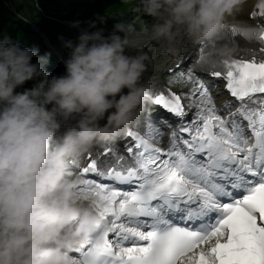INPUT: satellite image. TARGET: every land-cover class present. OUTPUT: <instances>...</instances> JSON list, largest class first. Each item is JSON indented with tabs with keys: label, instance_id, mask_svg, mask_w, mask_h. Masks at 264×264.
<instances>
[{
	"label": "snow or ice",
	"instance_id": "6c2138e0",
	"mask_svg": "<svg viewBox=\"0 0 264 264\" xmlns=\"http://www.w3.org/2000/svg\"><path fill=\"white\" fill-rule=\"evenodd\" d=\"M222 40L243 54H186L169 72L189 91L150 97L167 115L74 163L98 219L71 264H264V0Z\"/></svg>",
	"mask_w": 264,
	"mask_h": 264
},
{
	"label": "clouds",
	"instance_id": "9594fccd",
	"mask_svg": "<svg viewBox=\"0 0 264 264\" xmlns=\"http://www.w3.org/2000/svg\"><path fill=\"white\" fill-rule=\"evenodd\" d=\"M245 4L138 0L135 20L116 24L109 35L84 32L76 43L65 42L62 76L49 73L44 58L32 63L38 47L0 39V264H71L70 253L98 219L77 195L74 163L138 124L152 94L144 74L156 57L177 61L187 46L222 41ZM234 53L235 45L223 43L209 57ZM32 80L31 89L16 92ZM67 121L74 123L61 132Z\"/></svg>",
	"mask_w": 264,
	"mask_h": 264
},
{
	"label": "trees",
	"instance_id": "16d2710c",
	"mask_svg": "<svg viewBox=\"0 0 264 264\" xmlns=\"http://www.w3.org/2000/svg\"><path fill=\"white\" fill-rule=\"evenodd\" d=\"M101 1L118 2L115 0H37L30 3L27 10L26 5L21 8L13 7V3L19 5V0H0V39L8 35L14 42H19L21 47H38V56L33 58L32 63L44 58L48 61L46 70L52 75L62 76L66 73V68L59 63V58L54 52L50 53L51 49L46 44V40L52 45L64 46L66 41L59 35L63 15L69 13L72 8L79 6L90 8L92 3L99 4ZM51 8L56 12L49 14L48 10ZM73 17L69 20L76 22ZM34 81L25 82L16 89V92L31 89Z\"/></svg>",
	"mask_w": 264,
	"mask_h": 264
},
{
	"label": "rangeland",
	"instance_id": "374dc122",
	"mask_svg": "<svg viewBox=\"0 0 264 264\" xmlns=\"http://www.w3.org/2000/svg\"><path fill=\"white\" fill-rule=\"evenodd\" d=\"M35 1H37V0H19V5L18 4L16 5L15 3H13V7L21 8V7L26 5V9L28 10L30 3L35 2ZM115 1H118V2H113V1L103 2V1H101L99 4L92 3L90 5V8L88 6H83V7L79 6L78 8L70 9L69 10L70 12L67 13L66 15H63V19L60 21L61 26H60V30H59L60 31L59 35H61L62 39L66 42L70 41V42L76 43L78 41L79 36L84 32L91 33V32L102 30L104 35L107 36L114 30V27L116 24L123 23V22H131V20H135V16L131 12V9L134 6H136V4L138 3V0H127V1L126 0H115ZM248 1H252V0H248ZM104 7L108 8V9L105 10V9H103ZM54 12H56V11L53 10V8L48 10L49 14H52ZM72 14H74V15H72ZM105 15L110 16V17H106V22L101 24L97 20V17L98 16H105ZM73 16H76V17H73ZM72 17L76 22H79V27H73V24H72L73 22L69 20ZM144 19L147 20L148 18L145 17ZM91 23H95L96 27L95 28L90 27ZM136 26L139 28L141 26V22L136 21ZM38 31H39V29H38ZM61 36H59V37H61ZM222 41H219V44L225 43L224 41L223 42ZM51 48L58 55H60V56L64 55V56L68 57V50L64 46H61L58 44H53V45H51ZM166 59H167V57H162V56L156 57L155 62H154V66L148 72L145 73L144 77L150 78V80L147 79V81L151 82L154 80L156 83H159V86L164 87L165 89L170 88V90L173 92L178 93V92L189 91V89L187 87H182V85L179 82H174L172 79H170L171 74L169 72V69H170L171 64L167 65ZM59 63L62 66H65V64L60 62V60H59ZM183 66H181V67H183ZM35 83L36 82L34 81V84ZM221 86H222V84H221ZM220 90H221V87L219 85V91H214V94L217 97V100H220L222 98L221 95L219 96ZM124 91L126 93L127 89H125ZM152 108H155L154 103L152 105H150L149 108L144 107V112L148 111V109H152ZM67 122L68 123L66 125L62 124L61 132L67 130V128L70 127L74 123V121H67ZM144 122L145 121H143V123ZM107 145H111V144H107ZM102 146L105 147L104 145H102ZM102 146H97L92 151H94L98 148H101ZM74 172H76V171H74Z\"/></svg>",
	"mask_w": 264,
	"mask_h": 264
},
{
	"label": "bare ground",
	"instance_id": "6f19581e",
	"mask_svg": "<svg viewBox=\"0 0 264 264\" xmlns=\"http://www.w3.org/2000/svg\"><path fill=\"white\" fill-rule=\"evenodd\" d=\"M257 2H258V0H252V1H248V0H246V4H245V8H244V11H243V13H241L239 16H237V17H235L234 19L233 18H230L229 20H228V23H227V25H231L232 23H235L236 21H238V20H247L248 19V16H249V13L254 9V7H255V5L257 4ZM259 19V18H258ZM253 23H255V21H253ZM223 42V41H222ZM218 44H219V42H217ZM206 44H209L210 45V43L209 42H205V43H201V44H198V45H195V46H187L186 48H185V50H184V56H182L179 60H177V61H173V60H171L170 58H167L166 59V64L167 65H169V64H171L170 65V68H172L174 65H180V66H183L184 65V58H185V56H186V54H190L191 52L192 53H195V52H197V50L201 47V46H203V45H206ZM220 45V44H219ZM210 49H212V47H210V46H207V47H204V52L205 53H209V50ZM208 50V51H207ZM235 54H237V55H242L243 53H235ZM62 56V55H61ZM60 56V57H61ZM62 59H64V60H66L68 57L67 56H62L61 57ZM194 67H198V66H196V65H194ZM217 70H219V69H217ZM145 75V74H144ZM144 80H150V78H147V77H144L143 78ZM163 79V78H162ZM212 79V78H211ZM153 80V79H152ZM218 80H220V79H218V78H213V82L212 83H215L216 81H218ZM223 80V79H222ZM223 83L225 84V81L223 80ZM151 91L153 92V93H155V92H158V91H160L161 89H164L163 87H161V86H159V83H156L154 80L153 81H151ZM158 89V90H157ZM219 96H220V94H219ZM153 104V101L152 100H150L146 105H145V108H149V106L150 105H152ZM221 105V104H220ZM220 105H218L217 104V106L219 107ZM155 109H156V111L157 112H159V113H161V112H163V113H165L164 111H163V109L160 107V106H157V105H155ZM149 110V109H148ZM194 110V109H193ZM154 113H151V112H149V111H143V114L141 115V117H140V120H139V122H138V124L136 125L137 127H139V128H141V126L143 125V121H145L149 116H151V115H153ZM165 114H167V113H165ZM146 117V118H145ZM68 122H62V124H67ZM126 140V139H129L127 136L125 137V138H123V139H121L120 141H123V140ZM102 146V145H101ZM104 146L105 147H101V148H107V147H111L112 145H107V144H104ZM89 154H91L92 156H97L98 155V153H97V151L96 150H94V151H92L91 153H89ZM88 154V155H89ZM88 155H86L82 160H80V161H78V165H82V166H84V164H85V162H86V157L88 156ZM80 176V175H79ZM81 178V177H80ZM87 203V202H86Z\"/></svg>",
	"mask_w": 264,
	"mask_h": 264
}]
</instances>
